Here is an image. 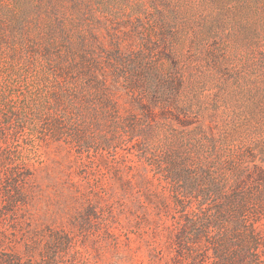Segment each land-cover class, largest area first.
Segmentation results:
<instances>
[{
	"label": "rangeland",
	"instance_id": "374dc122",
	"mask_svg": "<svg viewBox=\"0 0 264 264\" xmlns=\"http://www.w3.org/2000/svg\"><path fill=\"white\" fill-rule=\"evenodd\" d=\"M71 55L100 64L120 117L141 114L139 90L172 111L141 135V147L173 143L194 157L200 139L202 159L217 174L234 157L245 173L264 168V0H0V219L14 226L16 252L48 227L68 231L86 264H171L168 209L138 204L137 177L121 191L139 163L131 140L108 145L110 133L89 131L93 144L80 159L43 132L56 68L69 66ZM182 108L190 109L188 128L173 121ZM10 172L21 195L4 217ZM149 186L171 206L169 186L154 179ZM119 201L122 209L112 204ZM90 207L97 219L81 231ZM107 223L120 236L117 252ZM260 228L264 234V220Z\"/></svg>",
	"mask_w": 264,
	"mask_h": 264
},
{
	"label": "trees",
	"instance_id": "16d2710c",
	"mask_svg": "<svg viewBox=\"0 0 264 264\" xmlns=\"http://www.w3.org/2000/svg\"><path fill=\"white\" fill-rule=\"evenodd\" d=\"M71 58L69 66L60 64L55 71L53 103L46 109L43 128L47 140L67 144L80 159V150L88 151L93 144L87 136L89 131L110 133L108 145L131 140V147L139 153V163L129 166L130 175L121 180V191L130 190L137 177L134 184L143 189V201L139 199L138 204L156 211L168 209L171 264H264V234L260 228L264 220V168L255 166L245 173L240 157H234L223 163V172L220 169L217 174L202 159L200 139L195 142L194 157L183 156L173 143L141 147V135L150 134L155 124L165 123L172 111L165 105L156 106L139 90L134 101L141 114L120 117L112 103L109 84L100 74V64L85 55ZM182 109L176 110L173 121L188 128L193 125L190 109ZM119 126L125 138L119 135ZM5 128L0 125V140ZM197 130L200 127L189 133L197 134ZM147 173H151L150 178ZM5 179L1 208L4 217L13 212L19 202L17 196L21 195L11 172ZM153 179L170 187L171 206H165L160 195L150 189ZM112 204L123 207L120 201ZM107 211L112 215L111 207ZM97 215L90 207L79 222L80 230L91 225V218L96 220ZM4 222L0 219V264L87 263L68 231L48 227L26 236L24 250L18 253L14 226L7 227ZM110 229L107 223L104 235L117 252L122 242Z\"/></svg>",
	"mask_w": 264,
	"mask_h": 264
}]
</instances>
